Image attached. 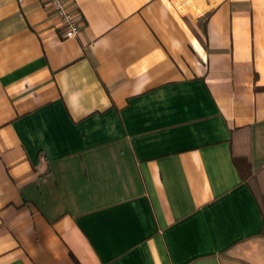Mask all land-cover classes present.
<instances>
[{"label": "crops", "instance_id": "crops-1", "mask_svg": "<svg viewBox=\"0 0 264 264\" xmlns=\"http://www.w3.org/2000/svg\"><path fill=\"white\" fill-rule=\"evenodd\" d=\"M0 0V264H264V0Z\"/></svg>", "mask_w": 264, "mask_h": 264}, {"label": "built area", "instance_id": "built-area-1", "mask_svg": "<svg viewBox=\"0 0 264 264\" xmlns=\"http://www.w3.org/2000/svg\"><path fill=\"white\" fill-rule=\"evenodd\" d=\"M53 14L58 18L65 39L76 37L80 31L77 18L69 9L67 0H47Z\"/></svg>", "mask_w": 264, "mask_h": 264}, {"label": "trees", "instance_id": "trees-1", "mask_svg": "<svg viewBox=\"0 0 264 264\" xmlns=\"http://www.w3.org/2000/svg\"><path fill=\"white\" fill-rule=\"evenodd\" d=\"M232 161L240 175V178L243 182L248 184L250 186V189L252 191V195L261 211L262 216L264 217V192L260 191L257 192V188H253L254 185H258L257 181V175H252L250 173L251 170V165L249 160L242 156V155H233L232 156ZM72 260L74 261L75 264H79L76 259L71 255Z\"/></svg>", "mask_w": 264, "mask_h": 264}]
</instances>
